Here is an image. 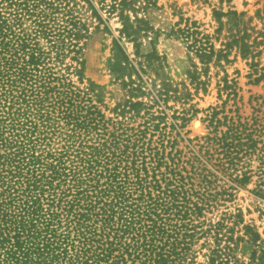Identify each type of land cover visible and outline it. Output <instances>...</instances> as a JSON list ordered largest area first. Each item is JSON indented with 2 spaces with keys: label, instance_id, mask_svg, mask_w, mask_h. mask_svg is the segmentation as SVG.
Listing matches in <instances>:
<instances>
[{
  "label": "trees",
  "instance_id": "obj_1",
  "mask_svg": "<svg viewBox=\"0 0 264 264\" xmlns=\"http://www.w3.org/2000/svg\"><path fill=\"white\" fill-rule=\"evenodd\" d=\"M84 5L104 22L91 0H0V264H185L201 238L213 239L204 264H264V241L253 228L234 237L225 219L201 220L210 199L179 169L167 131L173 125L160 109L169 88L142 78L156 68L155 52L136 51L137 61L113 39L109 69L125 99L105 117L98 86L85 77ZM134 5L113 0L106 13L117 14L120 37L137 49L149 27L126 14L134 15ZM213 17L219 49L194 23L178 29L202 66L229 64L232 53L243 60L260 55L263 34L252 38L245 13ZM218 92L227 100L238 95L226 78ZM217 115L209 120L227 127L218 142L230 167L255 151L264 158L254 129ZM263 175L261 169V184ZM250 179L243 173L235 181ZM240 243L247 261L237 257Z\"/></svg>",
  "mask_w": 264,
  "mask_h": 264
},
{
  "label": "rangeland",
  "instance_id": "obj_2",
  "mask_svg": "<svg viewBox=\"0 0 264 264\" xmlns=\"http://www.w3.org/2000/svg\"><path fill=\"white\" fill-rule=\"evenodd\" d=\"M91 1L104 22L98 24L86 5L81 9L82 18L89 26L84 50L85 77L98 86L105 117H113L112 110L125 99L119 82L109 69L113 39H121L126 53L137 61L136 51L142 56L155 52L159 58L154 63L156 68L146 69L142 78L150 84L166 83L169 88V98L160 109L167 115L168 126L173 125V129L167 128V131L171 133V141L175 142L174 149L179 152V169L196 191L206 187L205 196L208 197L205 198L210 199V208L203 212L201 220L216 223L225 219L227 226L233 228L234 237L242 236V227L248 226L264 241V193H258L264 191V183L261 184L259 178L260 170L264 169V158L255 151L251 156L234 161L237 166L230 167L218 142L227 127L223 124L217 127L209 120L216 112L221 123L223 117L246 123L255 130L251 138L259 142L257 148L264 144V0H135L136 12L126 14L131 20L135 17L146 20L149 27L145 34H139L137 49L120 37L121 23L117 14L106 13L113 0ZM146 2L149 3L147 9L137 10ZM228 10L246 14L245 19L250 20V27L256 31L252 38L257 33L263 34L258 38L262 43L256 49L260 55L243 60L239 56L234 59L232 53L229 64L202 66L187 49L178 29L194 23L203 35L212 37L215 49H219V42L214 40L218 25L213 13ZM105 26L108 30H104ZM225 78L236 83L238 95L234 100H227L224 93L219 96L218 85ZM243 173L251 179L240 185L235 179ZM235 222L240 223L233 225ZM243 246L240 243L237 257L247 261V254H242ZM209 247H213V239L195 240L185 264H204Z\"/></svg>",
  "mask_w": 264,
  "mask_h": 264
}]
</instances>
